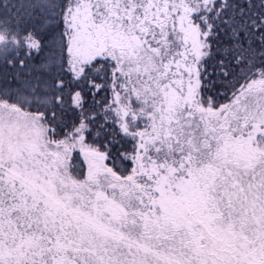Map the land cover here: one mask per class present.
Listing matches in <instances>:
<instances>
[{
	"label": "snow or ice",
	"instance_id": "snow-or-ice-1",
	"mask_svg": "<svg viewBox=\"0 0 264 264\" xmlns=\"http://www.w3.org/2000/svg\"><path fill=\"white\" fill-rule=\"evenodd\" d=\"M0 264H264V0H0Z\"/></svg>",
	"mask_w": 264,
	"mask_h": 264
}]
</instances>
